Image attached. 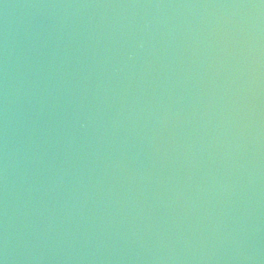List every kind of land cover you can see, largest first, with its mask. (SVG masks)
<instances>
[{
	"label": "water",
	"instance_id": "water-1",
	"mask_svg": "<svg viewBox=\"0 0 264 264\" xmlns=\"http://www.w3.org/2000/svg\"><path fill=\"white\" fill-rule=\"evenodd\" d=\"M0 264H264V0H0Z\"/></svg>",
	"mask_w": 264,
	"mask_h": 264
}]
</instances>
